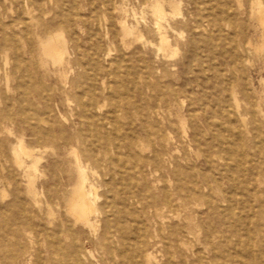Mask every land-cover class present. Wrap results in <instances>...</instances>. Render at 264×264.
<instances>
[{
	"label": "rangeland",
	"instance_id": "374dc122",
	"mask_svg": "<svg viewBox=\"0 0 264 264\" xmlns=\"http://www.w3.org/2000/svg\"><path fill=\"white\" fill-rule=\"evenodd\" d=\"M154 5L167 13L164 51ZM253 6L252 0H0V27L8 34L19 33L23 20L33 22L21 71L7 81L0 59V264H15L12 257L19 264H142L136 254L145 241L152 264H264V146L252 132L253 108L264 113V54ZM50 35L67 43L63 66L41 45ZM80 102L92 104L90 120L118 107L114 138L121 147L112 143L107 161L98 154L99 162L85 165L97 173L92 179L108 203L100 226L122 229L124 239L107 247L81 235L75 263L55 253L45 234L69 219L63 190L75 183L74 157L47 145L34 181L36 206L9 145L23 136L33 146L38 119L44 128L49 121L55 136H73L81 128ZM84 133L89 144L100 143L86 127ZM260 136L264 140V128ZM177 174L186 183L185 200L175 193ZM57 188L61 205L54 200L49 216L46 198L56 197ZM166 193L179 219L169 208L162 217L146 208L150 199L161 206ZM19 196L27 216L15 207ZM185 224L186 237L171 236ZM88 240L92 257L86 260ZM178 240L186 245L181 251ZM22 248L39 253L28 262Z\"/></svg>",
	"mask_w": 264,
	"mask_h": 264
},
{
	"label": "bare ground",
	"instance_id": "6f19581e",
	"mask_svg": "<svg viewBox=\"0 0 264 264\" xmlns=\"http://www.w3.org/2000/svg\"><path fill=\"white\" fill-rule=\"evenodd\" d=\"M252 1H253V5H255V7L253 6V8H251L252 9L251 17L256 19L259 22V28L257 29V32H259V39H260L259 50H260V52H262L264 54V6H263V3L261 2V0H252ZM157 2H159V1H157ZM157 2H155L154 4H157ZM251 7H252V2H251ZM166 15H167V13H166ZM166 15L164 13V9H163L162 5H156V6L154 5L153 6V16L157 22V24H156L157 29H158L157 31L159 32L160 38H161L160 39V41H161L160 49L163 51L167 50V48H169V41L166 37L167 35L164 32V27L162 24L163 21L166 20L165 19L167 17ZM32 23L33 22H27V21L23 20V22L21 23L22 24L21 31L19 33L15 29L10 28L12 30H11V33L8 34L6 29H5L6 26L1 25V27H0V34H1V38H0V59L3 58V61L5 63L4 64L5 79L7 81L10 79V77L12 75L21 71L19 69L20 68L19 66L22 63L21 62V52L26 45L27 37L29 35V30H30L29 26ZM167 26H168V24H167ZM36 32H37V30H36ZM131 34H134V32L131 31ZM182 38H183V36H182ZM40 41H41V45H42L44 52L47 55V57L50 58L55 64H58L59 66H63L65 64L64 56L68 52L67 43H66L65 39L60 35L59 36L58 35H50L46 38V40L43 41L42 39H40ZM248 45L250 46L251 43H248ZM251 48H253V47H251ZM262 56L264 57V55H262ZM8 67H9V71H7ZM235 75H236V73H235ZM262 86H264V85L262 84ZM263 91H264V89H263ZM233 92L235 93V90ZM234 93H232V95ZM257 93H261V92H257ZM235 95H236V97L238 96L237 94H235ZM261 97H262V95H261ZM234 103H237V101L236 102L234 101ZM79 105H80V108L82 110L80 115H78L79 119H80L81 128L73 136H69L68 134L62 133V132L60 133L59 136H55L52 133L53 127H52L51 123L49 121L43 120V123H45L48 126L47 128H44V127H42L41 122H39L40 119H38L37 120L38 122L34 125L35 126L34 127L35 142H34L33 146L26 145L23 136H18L15 139V142H11L9 145L11 157L17 163V165L20 167V170L23 172V174L28 178L27 195L30 198H32V200L35 202L36 206L39 204V201H38L39 193L37 192V190L35 188L34 181H35V177L39 171L38 165L40 162H43V161H41L42 156H43V154L45 155V153L47 152V148H46L47 145L53 144L54 149L56 147L62 148L65 153H70L74 157V159H75L74 167H75L76 180H75L73 187L70 190L69 189L63 190V193L66 191L69 192V196L65 200V205H64L65 214L69 219L68 220L63 219L62 223L55 227L53 233L45 231V234L47 235V237H49L50 247L55 253L62 254L63 257H65L68 261L73 260L72 262L75 261V263L80 259L79 257H80V251H81L80 247L78 248L76 246L75 242L77 239H79V237L81 235L85 234V235L89 236L90 240L92 238H95L98 240V242L99 241L101 242V239H102V242H104L105 246L107 245V247L113 245V242H115V241L120 242L124 239V232L122 231V229L116 228V230H112V229L104 230V228L100 226V224H99L100 218L103 215H105V209L107 208L108 203L105 202V200H103L102 197L99 195L100 187L97 186L92 179V176H95L97 173L94 172L93 170H91L89 167H87V165H85V162H94V163L99 162V157H98L99 155L98 154L102 155L103 159L107 161L108 156L110 155V149L109 148L112 145V143L115 146L116 150L121 147L119 139L114 138L116 136V133L119 131L120 125H121L120 121H119V116L117 115L118 107L114 106L112 112H110L107 115H104L101 117L98 116L97 118H94L95 120H90L89 109L92 107V104L80 102ZM96 108H98V106ZM239 108H238V110H240ZM242 120H244V119H242ZM247 120H248V118H247ZM63 122H66V121H63ZM243 123L245 125H248L245 122H243ZM252 125H253L252 132L254 134H256V135H254L256 144L260 145V146H264V140H262V138L260 136L261 130H262V128H264V113L262 112V110H259L258 108L256 109L255 107L253 108ZM84 127H86L88 129V131L91 133V135L95 136V138L98 139V141H100V143L92 142L89 144L88 141L86 140V136L84 133ZM183 134H184V132H183ZM69 147H71L70 152H69V149H70ZM81 150L83 152H81ZM228 154H230V153L228 152ZM42 160H44V159H42ZM18 166H17V168H18ZM177 177H178V181L175 184V191H176L175 193L177 194V197H178L177 199L179 201L183 200V199L185 200L186 198H188V196H185L183 198V195H189V194H187L186 183L183 182L182 179H179L180 176L178 174H177ZM48 190L51 191L50 189H45L42 191V194H47V193L49 194ZM61 191H62V188H57L54 191L56 197L53 198L50 195H48V197L46 198V206L48 208V212H49L48 215L49 216L53 215L51 209H52V205H53L54 200H56V202L59 205H61V199H62L60 197ZM198 191H199V187H198ZM137 198H138L137 196L131 197V199L133 200L132 206L138 205V202L136 201ZM150 200L151 201L148 203V206L146 208L154 210V213L156 216L162 217L161 213H160L161 210H163L165 208H169V212L173 214V218L179 219V215L175 214L173 212V210L171 209L172 197L169 193L165 194V197L163 199V203L161 204V206L156 205L152 201V199H150ZM14 204H15V207L17 208V210L21 211V213L23 215H26V213H24V207L26 205V202L23 199H21L20 196L14 197ZM125 205L127 206L128 204H125ZM179 206L181 207V205H179ZM26 216H25V218H26ZM4 219H3L4 223L9 222V221H6ZM25 222H26V226H28V227L32 226V223L30 221L26 220ZM186 228H187L186 224L184 226H179L178 228L174 229L171 232V236L177 238L178 235H182L183 237L184 236L186 237L185 231H184V229H186ZM136 229H138V232L140 231V229H141V231L142 230L146 231L144 228H141V227H139V228L135 227V230ZM62 230H65V231H62ZM183 233H184V235H183ZM17 235L18 234H15V236H17ZM12 237H13V235H12ZM63 237L65 238V240H63L64 239ZM90 240L85 242L83 245L85 252H82V254L86 260H88L92 257V253L87 250V246H90ZM68 242H69V244H67ZM185 246H186L185 243L183 241H180V240L176 241V243H175V248L179 251H181V248H183ZM7 247H9V246H7ZM145 247H146V241H145V244L141 243V245L137 248L138 249V253L136 254L137 257H142V259H143L139 263L152 264L151 261H153L152 260L153 257L150 254L149 255L145 254ZM24 251L25 250L22 248L21 253L23 252V253H25L26 256L29 257L27 260L28 262H30L32 260V258L34 256H36V254L39 253L38 250H35L34 251L35 253L26 252V251L24 252ZM86 251H88V252H86ZM0 253H1V250H0ZM116 255H118V253ZM127 255H128V253H127ZM166 255L170 259L172 258V253L170 252V247H166ZM153 256H155V255H153ZM57 257H58V255H57ZM50 258H51V256H50ZM200 258H202V256ZM12 259L14 261L13 263L19 264L16 257H12ZM12 259H11V261H12ZM41 261H42V259H41ZM35 262H37V260ZM43 263H44V261H43Z\"/></svg>",
	"mask_w": 264,
	"mask_h": 264
}]
</instances>
